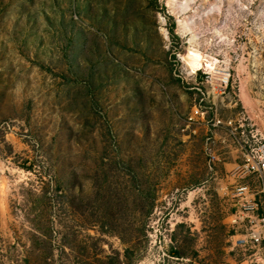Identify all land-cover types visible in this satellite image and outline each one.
I'll return each mask as SVG.
<instances>
[{"label": "rangeland", "instance_id": "obj_1", "mask_svg": "<svg viewBox=\"0 0 264 264\" xmlns=\"http://www.w3.org/2000/svg\"><path fill=\"white\" fill-rule=\"evenodd\" d=\"M200 99L264 132V0H0V264H249Z\"/></svg>", "mask_w": 264, "mask_h": 264}, {"label": "built area", "instance_id": "obj_2", "mask_svg": "<svg viewBox=\"0 0 264 264\" xmlns=\"http://www.w3.org/2000/svg\"><path fill=\"white\" fill-rule=\"evenodd\" d=\"M202 102L203 99H200L193 104L185 122L188 126H200L204 129L203 140L207 146H212L216 131L220 128L230 129L232 134L234 131L237 134V130L242 129L241 136H238L240 161L229 171L230 178L234 180L231 194L238 200L233 223L242 230L237 242L241 246H247L249 254L246 261L249 264H264V215L259 216L256 193L244 182L253 178L262 181L264 185V132L254 129L243 114L237 115L236 120L223 119L216 111H207L210 109ZM195 133L197 130L193 131ZM209 152V163L215 165L219 156L216 151Z\"/></svg>", "mask_w": 264, "mask_h": 264}, {"label": "bare ground", "instance_id": "obj_3", "mask_svg": "<svg viewBox=\"0 0 264 264\" xmlns=\"http://www.w3.org/2000/svg\"><path fill=\"white\" fill-rule=\"evenodd\" d=\"M189 55H190V58H191V62L189 61L190 65H191V68L192 69H207V70H214V62H211L205 58L202 57V55L196 53V52H193V51H190L189 52ZM244 101H245V98H244V95H243V98H242Z\"/></svg>", "mask_w": 264, "mask_h": 264}]
</instances>
